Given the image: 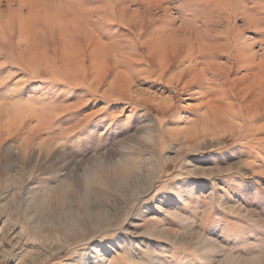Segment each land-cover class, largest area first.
<instances>
[{
    "label": "rangeland",
    "instance_id": "rangeland-1",
    "mask_svg": "<svg viewBox=\"0 0 264 264\" xmlns=\"http://www.w3.org/2000/svg\"><path fill=\"white\" fill-rule=\"evenodd\" d=\"M227 1L0 0V264H264V68L169 85L127 20L253 7L264 58Z\"/></svg>",
    "mask_w": 264,
    "mask_h": 264
},
{
    "label": "bare ground",
    "instance_id": "bare-ground-1",
    "mask_svg": "<svg viewBox=\"0 0 264 264\" xmlns=\"http://www.w3.org/2000/svg\"><path fill=\"white\" fill-rule=\"evenodd\" d=\"M132 2H133V0H132ZM229 8H230V10H229ZM242 8L239 6H235V4H232V3L231 4L226 3L224 8H222L219 11L217 10V14H215L214 17L216 19V22L218 23L217 24L218 28H209V29H204L203 31H200V30H198L199 27H198V29H196L194 27V26H198V25H194V26H192L194 28H192V27L191 28H185V30L182 28L183 26L181 28L179 27V31H177L176 29H178V28L175 29V27H176L175 26L174 27L175 31L171 28L172 31H174V32L173 33H171L172 31L169 32V33H171L170 35L167 34L168 27H167V29H165L164 27L163 28L153 27L154 28L153 31L151 29H148L147 32H144V30L147 29L146 26H144L146 24V22H141V23L136 22L137 21L135 18L136 15H134V14L130 13L129 15H131L130 17H132L133 19L128 18L127 20L131 24H134V27H138L137 31L139 32L138 33L139 35H141L142 32H143V34L152 33L154 35H157V39H156L155 43L150 42L151 45L148 48L149 51H148V49H146L147 55L149 57H151L152 59H150L148 56H147V58L149 60H152V62L156 68H158V69L162 68V70H163L162 73L167 72V74H169L170 71H174L175 69H179V71H177V72L176 71H174L173 73L171 72L172 73L171 77H168L165 82H167L169 85H172V84L174 85L175 84L174 82H176L178 84H181L182 89H183L191 81H202L203 79H205L207 76V72H211V73L213 72V74L221 73V71H223L225 68H223V66L221 64H219V62L217 61V59L220 57H225L227 60H229L233 64L236 63L235 68H242V69H252V68H256V67L257 68H264V58H260L258 60L253 59V57L255 55L250 53L249 47L245 44V42L241 41L243 31L246 29L248 30L249 27H259L258 23L261 19L255 17V14L253 13V10H254L253 7H244L243 6ZM194 11L191 10V12H189L190 14H188L187 12H184V14L181 15L183 17V20L191 21V18H192L193 21L197 24V21H199V19H200V14H196L197 11L196 12H194ZM237 12H239V13L242 12L244 15L245 21H244L243 26H241V27L233 24V20L235 18H233L234 15H231V14H235ZM163 14H168V11L164 10ZM133 15H134V17H133ZM18 17H20V16H18ZM51 18L52 17H50V15L45 17V20L47 21V23H49V22L53 23ZM202 19H204V18H202ZM10 20H13V19H10ZM135 23H136V26H135ZM185 23H184V25L186 26ZM143 26H144V28H143ZM206 26L207 25H205L204 27H206ZM200 28H202V27H200ZM207 28H208V26H207ZM82 30L83 29H81V31ZM84 30H86V29H84ZM88 31H90L89 28H88ZM76 32H77V30H76ZM143 34L141 35V37L143 36ZM189 35H193L194 40ZM154 37H156V36H154ZM75 38H76V36H75ZM86 38H88V37H86ZM195 39H196V41H195ZM169 40H170V42H169ZM147 41H148V39H147ZM198 41H199V44H197ZM208 41L216 42L217 44H209ZM137 42L140 45H142V47H143V45H144L143 38L137 37ZM100 43H98L99 46H100ZM263 44H264V40H263ZM73 51H75V50H73ZM77 52H78V50H77ZM261 52H262L261 54L264 55V46L261 49ZM105 53H108V52H105ZM70 54H72V53H70ZM92 55H91V58H92ZM204 64L206 67L203 66ZM162 76H163V74L160 73L159 78H162ZM205 80H207V79H205ZM263 102H264V99H263ZM261 109H263V108H261V105L258 104L255 107L250 108V110H252V112H248V114L254 113V112L257 113V112L261 111Z\"/></svg>",
    "mask_w": 264,
    "mask_h": 264
}]
</instances>
